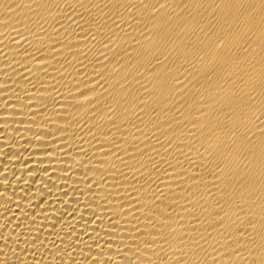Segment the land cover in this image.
<instances>
[{
  "label": "bare ground",
  "instance_id": "6f19581e",
  "mask_svg": "<svg viewBox=\"0 0 264 264\" xmlns=\"http://www.w3.org/2000/svg\"><path fill=\"white\" fill-rule=\"evenodd\" d=\"M0 264H264V0H0Z\"/></svg>",
  "mask_w": 264,
  "mask_h": 264
}]
</instances>
